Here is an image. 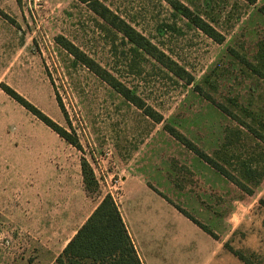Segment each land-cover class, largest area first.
I'll return each instance as SVG.
<instances>
[{"label": "rangeland", "instance_id": "1", "mask_svg": "<svg viewBox=\"0 0 264 264\" xmlns=\"http://www.w3.org/2000/svg\"><path fill=\"white\" fill-rule=\"evenodd\" d=\"M99 1L183 68L191 82L175 77L79 0H0V84L80 146L66 142L0 88V264H34L38 246L54 232L64 239L66 214L83 200L82 160L98 182L97 191L88 194L112 193L146 261L152 263L157 253L164 264H242L234 256L238 252L264 264V143L243 131L240 143L227 151L240 158L226 166L252 190L248 194L164 130L170 125L212 155L224 128L236 125L204 93L224 104L227 98L242 105L253 101L252 110L264 117V79L230 52L255 63L264 43L259 12L264 0H175L222 34V43L193 26L169 0ZM60 40L161 114L162 122L126 101ZM248 158L255 159L254 175L237 171ZM129 181L158 191L207 226L215 240L163 201L128 200L123 189ZM94 204L88 198L87 211ZM144 205L165 208L161 217L168 226L155 246L143 244Z\"/></svg>", "mask_w": 264, "mask_h": 264}, {"label": "trees", "instance_id": "2", "mask_svg": "<svg viewBox=\"0 0 264 264\" xmlns=\"http://www.w3.org/2000/svg\"><path fill=\"white\" fill-rule=\"evenodd\" d=\"M79 1L86 4L96 16L104 21V23L109 25L117 33H120L128 40V42L133 44L137 49L143 51L147 56L154 59L159 65L167 69L175 77L181 80H186L188 83L191 82L192 78L183 68H181L171 58L166 56L132 26L114 14L99 0ZM169 1L171 5H173L174 9H176L184 18L189 20L193 26L213 39L215 42H223L224 37L222 34L217 32L215 28H213L203 18L195 14L187 6H184L175 0ZM245 1L249 4L256 3V0ZM259 12L264 16V6L259 8ZM60 42L64 49L86 65V67L96 76L108 83V85L115 89L126 101L140 109L154 122H162V115L147 105L136 94L130 92V90L110 76H107L98 65H96L91 59L81 54L69 42L65 40H60ZM259 46L261 48L258 49L255 56V63L250 62L245 56L238 54L234 50H230V52L234 55L235 59L243 66L247 67L252 74L264 79V43L261 42ZM0 88L19 105L40 119L46 126L50 127L62 139L77 149H80L76 139L72 138L64 129L54 124L22 96L5 84H0ZM196 89L201 92L200 88L197 87ZM202 96L236 125L235 129L230 127L224 128L223 141L220 147L215 150L212 155L205 153L200 147L170 125H164V130L218 174L226 178L231 183H234L244 192L251 194L252 190L247 188L246 183L240 181L239 177L236 176L235 173L231 172V168H227L226 165H231V159L235 158L240 160L239 156H236L233 153L227 154V151H229V149L236 148L233 146L240 143L243 131H245V133L248 132L253 139L264 143V117L259 118L252 110L254 105L253 101L248 102L246 105H242L238 98H227L228 104H224L222 102H218L207 93L202 94ZM58 102L60 107H62L61 102ZM242 160L243 161L239 162V166H237L240 167L237 170L238 173L240 172L243 175L248 174L249 172L253 175L256 174V166H253L252 164L255 162V159L248 158L247 162L245 159ZM80 167L85 190L90 193L96 192L98 189V183L89 164L85 160H82ZM162 197L171 203L165 196ZM175 208L194 224L200 227L204 232L215 238V234L207 226L201 224L182 208L178 206H175ZM234 254L239 255L238 252H235ZM52 264H142L123 223L117 204L110 195H106L102 198L88 219L79 227L75 235L69 240L65 248Z\"/></svg>", "mask_w": 264, "mask_h": 264}, {"label": "crops", "instance_id": "3", "mask_svg": "<svg viewBox=\"0 0 264 264\" xmlns=\"http://www.w3.org/2000/svg\"><path fill=\"white\" fill-rule=\"evenodd\" d=\"M80 173H81V168H80ZM80 176L81 177L79 179V185H78L79 188L78 189L80 191V195L83 198V200L80 202L78 207H73V208L69 209V211L66 214L65 220L62 223V230H61V233L64 236V239H62V238L58 239V237L56 236V232H54L52 237H49V239L47 238L43 242V244H40L38 246V250L35 254L34 264H52L55 261V259L57 258V256L65 248V246L67 245L69 240L75 235V233L77 232L79 227L88 219V217L91 215V213L96 208L98 203L102 200V198L106 195H110L111 197H113L112 193L102 194L101 191H98L97 196L95 195L94 197H90L91 195H89L88 192L84 188L83 181H82V174ZM129 182H130V185H128L126 189H123V196H126V197L129 196L128 200H130V201H134L136 199L140 200L141 198H144V197L151 198L152 200H154L153 201L154 204H161V203L163 204V202L167 203L168 205H170V207H172V209L177 211V213L184 216L174 206H172L171 203L167 202V200H165V199H164L165 200L164 201L159 195H157V193L159 194V192L156 191L155 189L152 190L151 188L147 187L146 185H140V184H137L136 186H134L135 183L133 181H129ZM154 187H156L158 190L161 191V188L159 186L156 185ZM88 198L93 199L95 201V204L87 211L86 207H87V199ZM117 207H118L119 212L121 214V218L123 220V223L127 229V232L130 236V239L132 240V243L135 247L136 253L141 260V263L142 264H164L161 261L160 257L157 256V253L151 254L150 258L152 260H154L152 263H150L149 260L146 261L144 256L140 255L139 249H138L136 241H135V237L132 235V233L130 231L128 221L125 218L122 210L119 208L118 205H117ZM163 209H165V208H163ZM163 209L160 207L159 208L152 207V205L147 206V207L144 205L143 208L141 209V211H143L142 213H144L143 214L144 219L142 221V226H144V228L146 230L143 232V244H144V246H155V244L157 245L160 242L161 236L159 235V232H161V228L164 229L165 227L168 226V223H166L163 220V219H165V217H161ZM134 210H136V209H134ZM185 218H187V217H185ZM189 221L191 223H193L191 220H189ZM149 224H152V225H149ZM194 225L197 228L201 229L196 224H194ZM152 226H153V229H151ZM171 226H173V225H171ZM172 228H174V229H171L170 233L168 232V234L173 239L176 236V229H175V227H172ZM207 235L213 241L215 240L214 237L210 236L209 234H207ZM157 236L160 238V240H158ZM175 240L176 239H174V241ZM234 256L237 257V259L242 264H254V263H252V261L250 259L245 258V256L242 254H239V255L234 254Z\"/></svg>", "mask_w": 264, "mask_h": 264}]
</instances>
